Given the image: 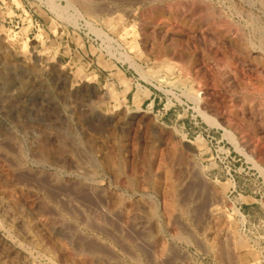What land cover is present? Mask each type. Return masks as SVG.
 <instances>
[{"label":"rangeland","instance_id":"1","mask_svg":"<svg viewBox=\"0 0 264 264\" xmlns=\"http://www.w3.org/2000/svg\"><path fill=\"white\" fill-rule=\"evenodd\" d=\"M263 34L264 0H0V264H264Z\"/></svg>","mask_w":264,"mask_h":264},{"label":"bare ground","instance_id":"2","mask_svg":"<svg viewBox=\"0 0 264 264\" xmlns=\"http://www.w3.org/2000/svg\"><path fill=\"white\" fill-rule=\"evenodd\" d=\"M6 1V0H5ZM54 5V4H53ZM55 6V5H54ZM53 6V7H54ZM91 8V7H90ZM55 10V9H54ZM241 10V9H240ZM62 12V10H61ZM57 13H60V12H57ZM211 13V12H210ZM218 20V19H217ZM213 23V21H212ZM228 26V25H227ZM118 34L119 36L121 37V39H123L125 41V43L129 46V50H133L135 48V45L134 43L130 40L129 38V33L126 31V29H118ZM264 35V34H263ZM10 38V37H9ZM13 38V37H12ZM15 39V38H13ZM246 39V38H245ZM38 40V39H37ZM22 47H21V50H22V53L24 55H27V56H31L33 59H35L36 62H38V58L40 57V54H37L35 50H29V47L27 45V43H22ZM124 46V45H123ZM10 48V46H8ZM230 47V46H229ZM261 48V47H260ZM12 50V49H11ZM240 51V50H239ZM247 57V56H246ZM221 61V60H220ZM227 62V61H226ZM170 67L169 66H165V69H169ZM233 68V67H232ZM161 71V70H160ZM159 71V72H160ZM219 73V72H218ZM229 73V72H228ZM120 74V73H119ZM162 74V73H161ZM196 74V73H195ZM165 76V75H164ZM93 81H97L100 83V81H98V78L96 77V75L88 68L86 67H80L78 68L75 72H74V78H73V81H72V84L73 85H76L77 83H82L83 85H88L90 84V82H93ZM176 83V82H175ZM78 86V85H77ZM106 86V85H105ZM233 88V87H232ZM109 90V96L111 97V99H114L115 95L114 93L112 92V89H108ZM264 91V90H263ZM195 99V98H194ZM243 103V102H242ZM262 107V106H261ZM263 136V135H262ZM248 146V145H247ZM253 151V149H252ZM14 200V198H13ZM6 202V201H5ZM3 202V203H5ZM13 202V201H11ZM10 203V202H9ZM8 203V204H9ZM7 204V203H6ZM11 204V203H10ZM230 217V216H228ZM230 220V218H229ZM228 220V221H229ZM26 222V221H25ZM227 223V222H226ZM229 224V223H228ZM25 225V224H24ZM30 225V224H29ZM226 225V224H225ZM32 226V225H31ZM230 227V226H229ZM227 230V229H226ZM31 233V232H29ZM232 233V232H231ZM232 235V234H231ZM240 259H241V262H244L245 264L250 261V260H255V254L251 251H248V250H244L242 251V253L240 254ZM256 262V261H254ZM249 264V263H248Z\"/></svg>","mask_w":264,"mask_h":264}]
</instances>
